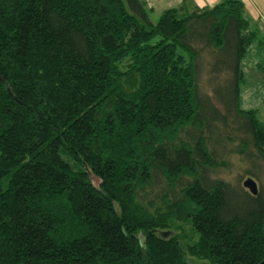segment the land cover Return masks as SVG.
Listing matches in <instances>:
<instances>
[{
  "label": "trees",
  "instance_id": "1",
  "mask_svg": "<svg viewBox=\"0 0 264 264\" xmlns=\"http://www.w3.org/2000/svg\"><path fill=\"white\" fill-rule=\"evenodd\" d=\"M257 40L239 0L156 23L143 0H0V264H261L263 190L240 182L234 210L209 137L225 124L264 158V122L239 105ZM205 56L231 84L224 120Z\"/></svg>",
  "mask_w": 264,
  "mask_h": 264
},
{
  "label": "rangeland",
  "instance_id": "2",
  "mask_svg": "<svg viewBox=\"0 0 264 264\" xmlns=\"http://www.w3.org/2000/svg\"><path fill=\"white\" fill-rule=\"evenodd\" d=\"M159 16L151 14V20L156 23ZM264 20V19H263ZM261 31V30H260ZM264 33L261 31L259 34V39L263 38ZM255 46V47H254ZM251 49H249L247 55L243 57L241 63V68L245 72L246 84L241 85V101L243 105L241 109H247L255 107L258 110L261 120L264 122V45L261 47L255 44ZM202 65V76L207 78L210 82L205 84L202 96L203 102L207 104L206 113L209 119L218 117L224 120V117L228 116L227 108L220 107L221 103L219 100L221 98L224 101L228 100L229 107L232 104V97L229 91H231L230 86L227 85V79L222 73L218 74V71L214 73L212 71L216 65L219 64L217 60L205 56L201 61ZM261 63V66H259ZM210 78V79H209ZM219 104V105H218ZM245 107V108H244ZM231 108V107H230ZM229 111L232 112V109ZM233 121L231 122V130L233 131V125H235L234 133L239 135V129L244 128L243 124L238 120L236 115L232 116ZM214 125V124H213ZM222 129L217 126H213L209 130L210 140L216 148L217 151L221 152V156L225 160L226 167L224 171H227V176L221 175L227 181H231L232 184V207L234 210H240L245 212L247 209L248 201L243 196L241 190L239 189V184L243 185V182L247 179H252L256 182L258 186V191L263 190L264 193V158L256 154L252 147L241 143L231 144L227 140V133L225 124H222ZM224 127V128H223ZM234 133L232 136H234ZM235 148L236 150L233 151ZM231 151V152H230ZM242 180V181H241ZM97 183V181L95 180ZM172 234H170L171 236ZM185 241L190 242V237L192 238L191 231L189 227H186ZM195 239V238H194ZM186 261L188 264H211L209 261L196 259L190 256H186Z\"/></svg>",
  "mask_w": 264,
  "mask_h": 264
},
{
  "label": "crops",
  "instance_id": "3",
  "mask_svg": "<svg viewBox=\"0 0 264 264\" xmlns=\"http://www.w3.org/2000/svg\"><path fill=\"white\" fill-rule=\"evenodd\" d=\"M143 1L146 3L148 9L151 11V14L153 13V15H157L160 17L165 11L169 9H173V8H179L183 6L185 12L193 13L195 11L213 9L216 6L226 3L229 0H143ZM239 1H241L244 5L245 16L251 23L252 28L257 30L258 32V40L255 43H253L249 49H251L255 44L258 45L256 47L263 46L264 45V35L262 39H259V34L261 33V31L264 33V20H263L264 19V0H239ZM248 51L246 52L245 56L247 55ZM242 61L243 60H241V63ZM241 63H240V68H241ZM259 66H261V63H259ZM241 70L243 71L242 68ZM243 73H244V80L242 81V85L246 84L247 82L245 72L243 71ZM240 97H241V92H240ZM239 105H243L241 98L239 100ZM242 110L243 111L255 110L258 112V110L255 109V107L242 109ZM258 116H259V112H258Z\"/></svg>",
  "mask_w": 264,
  "mask_h": 264
},
{
  "label": "water",
  "instance_id": "4",
  "mask_svg": "<svg viewBox=\"0 0 264 264\" xmlns=\"http://www.w3.org/2000/svg\"><path fill=\"white\" fill-rule=\"evenodd\" d=\"M243 185L252 195L257 196L259 194L258 186L252 179L245 180ZM261 264H264V261Z\"/></svg>",
  "mask_w": 264,
  "mask_h": 264
}]
</instances>
